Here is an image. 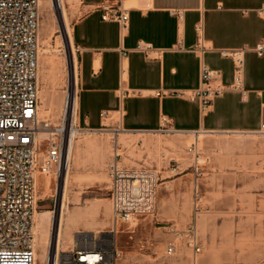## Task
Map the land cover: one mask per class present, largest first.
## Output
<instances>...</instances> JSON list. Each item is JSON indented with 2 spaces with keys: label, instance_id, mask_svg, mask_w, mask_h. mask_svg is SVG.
I'll return each instance as SVG.
<instances>
[{
  "label": "rangeland",
  "instance_id": "rangeland-1",
  "mask_svg": "<svg viewBox=\"0 0 264 264\" xmlns=\"http://www.w3.org/2000/svg\"><path fill=\"white\" fill-rule=\"evenodd\" d=\"M50 1L40 0V91L44 87L43 76L47 82L40 104L48 110L40 108V116L58 124L66 107L67 93L74 94L77 83L71 80L70 48ZM64 3L72 28L81 15L79 0H64ZM128 5L135 6V3ZM74 51L77 56L76 47ZM154 139L147 146L144 141L132 140L131 136L122 135L117 139L111 131L81 129L70 160V186L66 191L68 214L63 226L64 235L70 234L72 241L63 242L59 259L61 252L73 248L76 231L113 230L122 251L117 264H264V133L252 136L158 133ZM195 142L199 150L196 155L189 154L188 149ZM46 145L41 147V155ZM117 146L124 165L145 164L159 173L153 215L114 222L108 166ZM196 162L200 176L191 167ZM177 165L179 174L172 171L170 174L174 176L167 177L169 174L161 173L165 166L173 170ZM61 172L41 174L36 181L34 226L39 214L47 213L46 233L51 241L63 196ZM193 235L200 251L190 245ZM35 249L38 264H44L43 245ZM47 249L54 251L50 245Z\"/></svg>",
  "mask_w": 264,
  "mask_h": 264
},
{
  "label": "crops",
  "instance_id": "crops-1",
  "mask_svg": "<svg viewBox=\"0 0 264 264\" xmlns=\"http://www.w3.org/2000/svg\"><path fill=\"white\" fill-rule=\"evenodd\" d=\"M103 1L79 0L81 15L71 28L80 130H107L147 146L158 133L167 134L164 127L174 131L170 135L185 136L263 133L264 55L254 48L264 43V18L257 12L264 0H128L135 6L126 31L116 21L103 20ZM140 42L155 51L146 57L136 50ZM242 47L248 48L243 84L234 90V61L221 51ZM204 65L220 71L227 87L207 109L193 100ZM132 167L153 170L145 164ZM164 168L167 177L180 173L179 165Z\"/></svg>",
  "mask_w": 264,
  "mask_h": 264
},
{
  "label": "built area",
  "instance_id": "built-area-1",
  "mask_svg": "<svg viewBox=\"0 0 264 264\" xmlns=\"http://www.w3.org/2000/svg\"><path fill=\"white\" fill-rule=\"evenodd\" d=\"M127 1L104 0L100 6L103 20L116 21L126 31L132 8ZM257 12L264 18V5ZM39 26L40 0H0V264H36L37 177L61 172L66 146V112L58 124L40 116ZM136 50L149 57L155 48L140 42ZM246 51L247 47L221 51L222 56L234 61V82L230 86L234 90L242 89ZM254 51L263 56L264 43L258 44ZM220 79V71L204 65L201 87L193 100L198 98L205 109L211 107L227 90ZM261 96L264 110V92ZM75 127L79 128L77 124ZM40 132L49 136L43 155ZM164 132L174 131L164 127ZM198 150L195 142L188 152L196 155ZM193 169L196 176L202 174L198 162L193 164ZM108 171L115 223L156 212L160 181L156 172L124 165L118 146ZM190 245L200 251L194 235ZM121 256L113 230H79L74 233L73 248L61 252L59 264H117Z\"/></svg>",
  "mask_w": 264,
  "mask_h": 264
},
{
  "label": "bare ground",
  "instance_id": "bare-ground-1",
  "mask_svg": "<svg viewBox=\"0 0 264 264\" xmlns=\"http://www.w3.org/2000/svg\"><path fill=\"white\" fill-rule=\"evenodd\" d=\"M51 1L53 3L54 8L56 9V11L59 15L58 17L60 18V22L62 24L63 35L66 38V40L68 41V47L70 48V65L72 67V74H71L72 79L71 80L73 82V79H74V83L76 84L77 83V71H78V69H77V65H78L77 64V56H76V53L74 51L75 45H74V40H73V35H72V29H71V27L69 25V21H68L67 11H66V8L64 6L65 3H64V0H51ZM44 2H46V1H44ZM46 7H44V8H46ZM41 83H42L41 85H43L44 87L40 91V99L44 100L43 95L45 93V86L47 83L44 76L41 78ZM45 100H46V98H45ZM75 107H76L75 96L73 93L69 92V93H67V96H66V107L62 113V116L65 112L67 114V127H66L67 143H66L65 150H64L62 172H61V176L63 177V182H64V189H63V196H62V201H61V209L58 213V223L55 225L56 226V228H55L56 232H54V236L52 237V241L50 239L51 236H49L46 233L47 218H48L47 213L39 214L38 223L40 225H38V223H37L36 228L34 226V233L36 236L35 247H37V250H38L39 244L43 245L42 260H44V264H59V252L61 250L63 242L65 240L68 242L72 241L70 234H68L67 236L64 235L63 226H64V221H65V215L68 214V210H67V206H66V198H67L66 191H67V188H69L68 185L70 184V171H69L70 160H71V156H72V153L74 150L75 138L77 137V135H79L81 133V130L79 128L75 127V125H76ZM40 108L43 111H48L44 108V106L42 104H40ZM48 137H49L48 133L40 132V134H39L40 144L45 145V143L48 140ZM65 237H67V238L65 239ZM47 245H50L51 248L54 250L52 253L47 249ZM36 264H38V261H36Z\"/></svg>",
  "mask_w": 264,
  "mask_h": 264
},
{
  "label": "water",
  "instance_id": "water-1",
  "mask_svg": "<svg viewBox=\"0 0 264 264\" xmlns=\"http://www.w3.org/2000/svg\"><path fill=\"white\" fill-rule=\"evenodd\" d=\"M66 143H67V139H66Z\"/></svg>",
  "mask_w": 264,
  "mask_h": 264
}]
</instances>
